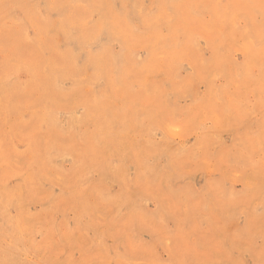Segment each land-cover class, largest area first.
<instances>
[{"label":"rangeland","instance_id":"rangeland-1","mask_svg":"<svg viewBox=\"0 0 264 264\" xmlns=\"http://www.w3.org/2000/svg\"><path fill=\"white\" fill-rule=\"evenodd\" d=\"M0 264H264V0H0Z\"/></svg>","mask_w":264,"mask_h":264}]
</instances>
